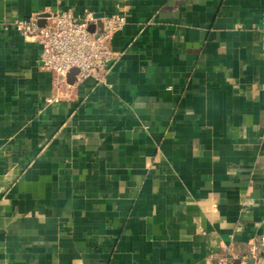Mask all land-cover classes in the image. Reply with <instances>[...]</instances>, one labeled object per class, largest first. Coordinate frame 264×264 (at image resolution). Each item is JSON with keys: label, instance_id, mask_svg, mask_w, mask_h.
Listing matches in <instances>:
<instances>
[{"label": "crops", "instance_id": "0c3cea01", "mask_svg": "<svg viewBox=\"0 0 264 264\" xmlns=\"http://www.w3.org/2000/svg\"><path fill=\"white\" fill-rule=\"evenodd\" d=\"M61 9L126 24L106 83L48 102L37 46L7 26ZM263 14L264 0H0V264L261 254Z\"/></svg>", "mask_w": 264, "mask_h": 264}, {"label": "built area", "instance_id": "2783aa9c", "mask_svg": "<svg viewBox=\"0 0 264 264\" xmlns=\"http://www.w3.org/2000/svg\"><path fill=\"white\" fill-rule=\"evenodd\" d=\"M98 20L101 26H97ZM126 24L124 15L113 14L100 19L85 10L82 17H75L71 11L61 9L53 13L32 14L26 18L15 19L7 26L18 32L22 38L37 46L39 68L50 75L53 94L48 102L69 98L70 89L86 79L96 85L106 83L111 65L118 58L112 48L113 36ZM94 25L93 31L90 26ZM264 32V14L261 21ZM6 28V29H7ZM72 70L74 83L68 78ZM261 254L252 252L237 257L236 264H264V237L261 238ZM255 247V246H253ZM236 256L217 258L216 264H234Z\"/></svg>", "mask_w": 264, "mask_h": 264}, {"label": "water", "instance_id": "95a60500", "mask_svg": "<svg viewBox=\"0 0 264 264\" xmlns=\"http://www.w3.org/2000/svg\"><path fill=\"white\" fill-rule=\"evenodd\" d=\"M103 16H104L103 14H95L94 18H96V19H100V18L103 17ZM97 26H99V27L101 26V22H100V20H98ZM90 29H91V31H93V29H94V25H91V26H90ZM75 72H76L75 70H72L71 73H70V75H69L68 83H69L70 85H72V84L74 83L73 74H74ZM249 263L251 264L252 262L250 261Z\"/></svg>", "mask_w": 264, "mask_h": 264}]
</instances>
